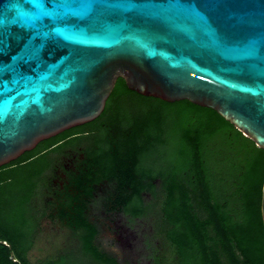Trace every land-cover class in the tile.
<instances>
[{"label":"trees","instance_id":"1","mask_svg":"<svg viewBox=\"0 0 264 264\" xmlns=\"http://www.w3.org/2000/svg\"><path fill=\"white\" fill-rule=\"evenodd\" d=\"M58 169L63 190L51 187ZM263 182L264 151L217 112L139 95L119 78L97 119L0 167V264H119L93 242L91 197L135 219L157 183L177 264H264ZM43 218L76 234L81 255L31 262Z\"/></svg>","mask_w":264,"mask_h":264},{"label":"water","instance_id":"2","mask_svg":"<svg viewBox=\"0 0 264 264\" xmlns=\"http://www.w3.org/2000/svg\"><path fill=\"white\" fill-rule=\"evenodd\" d=\"M5 31L34 46L0 54V167L97 119L119 78L264 151V0H0ZM260 212L264 227V182Z\"/></svg>","mask_w":264,"mask_h":264},{"label":"rangeland","instance_id":"3","mask_svg":"<svg viewBox=\"0 0 264 264\" xmlns=\"http://www.w3.org/2000/svg\"><path fill=\"white\" fill-rule=\"evenodd\" d=\"M41 142L35 150H40L42 147ZM61 164L66 167L71 166L70 159H60ZM55 175H59L60 178L51 184V187L55 189L62 182V172L58 169ZM160 185L157 183V194L155 198L150 195L145 197V214L138 218H131L130 216L122 213L119 217H122L120 224L125 227L132 228L131 242L132 247V259L130 264H154V258H157V264H177L175 259V247L164 239L163 230L164 223L161 220V214L159 210V203L162 199V192ZM99 193H97L98 195ZM93 195L91 197V216L88 215L90 221L91 217L103 221V217L100 213L104 211L101 208V195ZM44 199L47 200L46 195ZM50 200V199H49ZM118 216V215H117ZM128 221V222H127ZM92 225H95L93 221H90ZM130 223V224H128ZM104 226V225H103ZM98 228V237L93 240L94 243H104V227ZM127 229V228H126ZM103 242V243H102ZM83 244L79 241V238L74 235L64 224L56 221L43 218L40 222L39 230L35 236L34 245L31 251L28 253V258L31 262H36L46 259H56L58 255H63L64 258L71 259V253L76 252L77 255H81L83 252ZM99 246V245H98ZM80 249V251H79ZM73 251V252H72ZM68 256V257H66ZM128 263V261H127Z\"/></svg>","mask_w":264,"mask_h":264},{"label":"flooded vegetation","instance_id":"4","mask_svg":"<svg viewBox=\"0 0 264 264\" xmlns=\"http://www.w3.org/2000/svg\"><path fill=\"white\" fill-rule=\"evenodd\" d=\"M58 136V135H57ZM54 138V137H53ZM64 140H58L55 141L53 145H57L62 143ZM28 153V152H27ZM24 155V154H23ZM22 155V156H23ZM70 162V161H69ZM65 177L62 175V182L60 183V189H64L65 186ZM91 207V206H90ZM92 208H90V211ZM88 215H92L91 212H88ZM120 214L118 213L116 216H111L110 213H100V215L103 217V221H100L99 219H96L94 217L90 218V221L95 222L97 227H103L105 228L104 232V243L100 245V248L107 253L111 258L115 259L117 263L119 264H130V260L132 259V247L133 243L131 242L132 236V228L125 227L122 224H120V220L122 217H119ZM128 222V221H127ZM130 224V223H128ZM127 228V229H126ZM98 230V228H97ZM99 233L97 232V237ZM96 237V238H97ZM128 261V263H127Z\"/></svg>","mask_w":264,"mask_h":264},{"label":"snow or ice","instance_id":"5","mask_svg":"<svg viewBox=\"0 0 264 264\" xmlns=\"http://www.w3.org/2000/svg\"><path fill=\"white\" fill-rule=\"evenodd\" d=\"M45 22L49 20L48 16L43 18ZM13 45H19L20 49L14 59L18 62L23 63L24 61L29 59V49L32 48L34 45L28 43L24 40V38L14 32L5 31L0 33V54L6 55L12 49ZM38 49V48H37ZM39 54L37 51L35 53V57Z\"/></svg>","mask_w":264,"mask_h":264},{"label":"crops","instance_id":"6","mask_svg":"<svg viewBox=\"0 0 264 264\" xmlns=\"http://www.w3.org/2000/svg\"><path fill=\"white\" fill-rule=\"evenodd\" d=\"M97 242V241H96Z\"/></svg>","mask_w":264,"mask_h":264}]
</instances>
